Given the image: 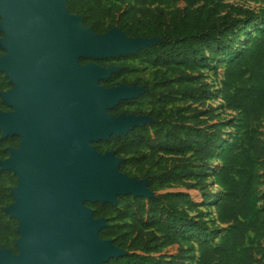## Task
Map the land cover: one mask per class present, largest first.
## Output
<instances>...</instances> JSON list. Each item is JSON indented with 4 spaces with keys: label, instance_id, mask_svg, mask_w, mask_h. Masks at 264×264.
I'll return each instance as SVG.
<instances>
[{
    "label": "trees",
    "instance_id": "trees-1",
    "mask_svg": "<svg viewBox=\"0 0 264 264\" xmlns=\"http://www.w3.org/2000/svg\"><path fill=\"white\" fill-rule=\"evenodd\" d=\"M153 1L65 3L95 34L115 28L130 38L159 39L129 55L155 69L152 80L142 83L140 96L152 121L95 143L96 150L112 143L115 155L123 158L120 172L131 161L142 171L145 165L152 167L143 175L151 197L117 196V206L88 204L94 218L115 212L117 223L102 228L99 237L111 240L124 255L104 264H189L194 258L196 264H252L259 245L249 235L264 230L262 213L255 208L254 175L256 165L264 163V140L253 127L264 116V0H251L259 4L257 9L222 0H166L186 4L173 11L148 7ZM149 25L153 29L145 31ZM212 56L220 57L214 72L222 65L220 99L240 117L239 133L229 142L213 109L202 110L210 87L200 68ZM115 78L100 84L112 87ZM126 103L110 112L117 116ZM17 141L16 136L1 138L0 132V158ZM160 153L172 156L162 163ZM8 175L0 172V247L16 253L18 222L4 211L12 201L5 187ZM208 185L219 191L211 194ZM203 205L213 210L212 223L205 219ZM152 225H158L157 232L150 230Z\"/></svg>",
    "mask_w": 264,
    "mask_h": 264
},
{
    "label": "water",
    "instance_id": "water-1",
    "mask_svg": "<svg viewBox=\"0 0 264 264\" xmlns=\"http://www.w3.org/2000/svg\"><path fill=\"white\" fill-rule=\"evenodd\" d=\"M66 0H0V73L12 85L1 92L12 110L0 112L1 138L18 136L0 168L18 176L4 211L18 222L16 253L0 248V264H104L124 255L86 203L116 205L117 196L151 197L146 180L121 173L122 157L93 144L152 121L109 110L144 87H104L121 71L98 60L135 54L157 38H130L119 29L95 34Z\"/></svg>",
    "mask_w": 264,
    "mask_h": 264
},
{
    "label": "rangeland",
    "instance_id": "rangeland-1",
    "mask_svg": "<svg viewBox=\"0 0 264 264\" xmlns=\"http://www.w3.org/2000/svg\"><path fill=\"white\" fill-rule=\"evenodd\" d=\"M223 2H227L230 4H242L245 5L251 9H257L259 7L258 3H255L251 0H222ZM138 7H141L143 5H136ZM148 7L155 8V9H162L165 11H173L175 9H181L186 7V4L183 2H175V3H169L166 2V0H156L151 2L150 5H147ZM154 26L149 25L147 26L145 31H149L153 29ZM2 33H0V38L2 37ZM3 53V50L0 48V54ZM88 59V58H87ZM220 57L212 56L211 60L209 62V65L206 67L200 68V72L203 75V78L208 82L210 87V95L208 99L206 100V104L202 107L203 111H207L209 108L213 109V112L216 114V117L221 120L224 123L223 132L228 134L229 136H226L224 139H226V142H229L235 135H237L239 132H237V125L239 124V114L237 111H231L225 108L223 102L220 99L219 96V90H220V83L222 80V65L219 63L217 70L214 72L213 65L215 61H218ZM92 60V59H89ZM91 62H96L97 65L103 66V67H111V66H118L123 67L122 74L115 79V83L118 85L123 84L125 86H132L135 83H143L144 81L150 82L153 78V72L154 68L144 62L143 58H137V57H131V56H125V57H115V58H103L98 60H92ZM136 85V84H135ZM117 86V85H116ZM12 88V85L9 83V80L5 77L4 74L1 73L0 76V93L1 92H7ZM4 105V106H3ZM12 109L7 106L1 99L0 96V112H9ZM126 112L130 113H141L143 115L148 116L149 107L146 104L145 101H139L135 104L131 105H124L122 108L119 109V114ZM110 112V110L108 111ZM253 127L259 132L260 138L264 140V116L262 119L253 124ZM95 146V144H93ZM10 148L14 147H8V150ZM100 153H105L107 151H114V147L112 146V143H106L101 145L100 150H97ZM163 159L161 160L162 163L168 162L169 157L172 155L163 154ZM9 156V153H8ZM0 158V161H3L6 159ZM136 159V158H135ZM134 161L127 162L125 171L121 172L124 174H127L129 177L136 178L138 180H146V178H143L144 173L151 169L152 167H149L148 165H145L143 167V171L140 170V168H137L133 165ZM142 164H139L138 167H141ZM2 171H9V175L6 177V188L10 189V195H11V189L14 188L17 185L18 176L14 174L11 170H5L0 168V172ZM255 208L259 210L262 213V223H264V163L257 164L255 171ZM209 182V180H207ZM219 191V187L216 185H208V192L211 194H215ZM12 201L13 197L11 195ZM11 201V203H12ZM10 204V201H8L5 208ZM88 204L93 203H86V206L92 210L91 207L88 206ZM117 206V200L116 205ZM201 211H203L205 219L208 220L210 223H212V220L215 218L213 210L211 208H208L207 205H203L201 207ZM93 213V211H92ZM105 219L106 226L116 224V218H115V212H111L109 216L106 217H100ZM216 225H218L215 222ZM104 227V228H105ZM151 231L157 232L158 225H152L150 227ZM219 233H217V236ZM249 237L253 240L255 244L259 245V251L255 253L254 255V261L252 264H264V230L259 231L256 235L254 233H250ZM109 240V239H106ZM216 241V239L214 240ZM15 243V242H14ZM196 245V243H194ZM5 248V247H0ZM8 250H11L10 248H5ZM12 251V250H11ZM161 251L168 255L169 249L162 248ZM189 264H196V259H192V261L189 262Z\"/></svg>",
    "mask_w": 264,
    "mask_h": 264
},
{
    "label": "flooded vegetation",
    "instance_id": "flooded-vegetation-1",
    "mask_svg": "<svg viewBox=\"0 0 264 264\" xmlns=\"http://www.w3.org/2000/svg\"><path fill=\"white\" fill-rule=\"evenodd\" d=\"M92 60H88V61H86V62H84V63H80V64H82V65H84V64H87V63H89V62H91ZM95 64H97L96 62H94ZM122 71H123V67H122V69H121V71H119L118 73H116V74H112L111 76H113V75H115L116 76V78L117 77H119L121 74H122ZM110 76V77H111ZM109 77V78H110ZM115 78V79H116ZM138 87H143L144 85L141 83V84H139V83H135ZM116 85H118V84H116ZM116 85H113V86H116ZM145 91V90H144ZM144 93V92H143ZM142 93V94H143ZM142 94H140V95H138L137 97H135V98H132V99H129V100H126L128 103H126V104H124V105H131V104H135V103H137V102H139V101H143L142 99H140V96L142 95ZM126 101H123V102H126ZM123 105V106H124ZM124 113L125 114H132V115H135V116H139V115H142L143 116V114H141V113H135V112H133V113H130V112H126V111H124ZM118 115V114H117ZM17 138H18V141H17V143H16V145L14 146V148H16L17 146H18V143H19V141H20V137H18V136H16Z\"/></svg>",
    "mask_w": 264,
    "mask_h": 264
}]
</instances>
